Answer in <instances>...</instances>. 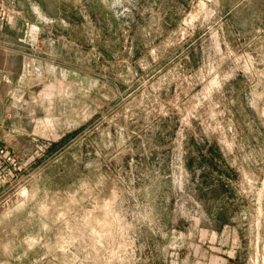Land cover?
Segmentation results:
<instances>
[{"label": "rangeland", "instance_id": "obj_1", "mask_svg": "<svg viewBox=\"0 0 264 264\" xmlns=\"http://www.w3.org/2000/svg\"><path fill=\"white\" fill-rule=\"evenodd\" d=\"M0 8V264H264V0Z\"/></svg>", "mask_w": 264, "mask_h": 264}, {"label": "built area", "instance_id": "obj_2", "mask_svg": "<svg viewBox=\"0 0 264 264\" xmlns=\"http://www.w3.org/2000/svg\"><path fill=\"white\" fill-rule=\"evenodd\" d=\"M9 19H7L4 10L0 8V30L4 27L5 24L9 23Z\"/></svg>", "mask_w": 264, "mask_h": 264}, {"label": "crops", "instance_id": "obj_3", "mask_svg": "<svg viewBox=\"0 0 264 264\" xmlns=\"http://www.w3.org/2000/svg\"><path fill=\"white\" fill-rule=\"evenodd\" d=\"M36 31V28H33V32H35ZM1 77V76H0Z\"/></svg>", "mask_w": 264, "mask_h": 264}]
</instances>
